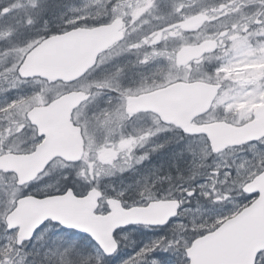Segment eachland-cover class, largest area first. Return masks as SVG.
Instances as JSON below:
<instances>
[{"label":"rangeland","instance_id":"374dc122","mask_svg":"<svg viewBox=\"0 0 264 264\" xmlns=\"http://www.w3.org/2000/svg\"><path fill=\"white\" fill-rule=\"evenodd\" d=\"M31 1L45 14L48 13L45 22L57 30L74 26L79 21L75 13L76 5L80 4V9L85 10L94 0ZM61 5H64L63 9ZM220 16L218 21L209 24L207 36L211 37L222 31L225 34L224 39L234 36L239 38L228 42L226 52L219 57L215 66L208 69L199 67L195 71L194 75L215 73L220 76L222 89L211 109L197 117L194 122L222 120L239 125L252 118L253 108L264 99V0L235 6L225 4ZM169 25L181 37L179 43L190 39V36L181 32L178 23L171 22ZM249 25L255 26V32L245 31V26ZM201 33L202 30H199L193 37L202 36ZM34 42L31 41V44ZM7 43L5 40L1 41V45ZM231 48H234L232 52L229 51ZM2 52L0 50V54ZM19 52L22 53V50ZM214 59L210 57L207 63ZM18 60L17 54L0 57V154L17 152V146L8 149V145L15 135H19L16 128L24 119L23 115L28 107L45 103L49 97L62 94L66 87L79 86L77 83L65 86L56 83L47 85L40 79L24 80L18 84L13 77ZM154 69L155 66H152L146 68L145 72H152ZM10 77L14 83L10 81ZM90 78L91 76H86L79 83H85ZM143 118L145 122L135 121V135H146V128L152 124L150 117ZM26 137L31 140L29 146L19 147L29 148L37 140L33 132ZM91 137L94 140L98 136ZM22 141L19 137L18 143ZM142 146L149 147L150 144L145 142ZM156 146L157 144L151 147ZM136 148L140 150L141 146ZM104 149L114 150V157L100 161L99 153ZM121 149L122 146L116 145L85 146L84 161L68 164L54 160L55 163L26 188L16 187L12 174L0 172V264H67L72 260L74 261L71 263L83 264L82 259L85 262L90 261V264H187L184 249L194 237L211 231L255 198L256 195L243 193L237 185L256 175L264 162V153L260 151L264 149V138L259 143L227 148L210 156L209 143L204 135L186 139L176 135L173 149L168 154L175 171L174 181L164 185L165 178L162 179L163 190L159 192V188L146 190V184L142 181L127 191L122 177L125 170L133 173L135 179L144 177L150 170L138 172L133 166L128 169L125 166L124 170V152ZM143 159L135 154L136 163ZM159 162L154 169L162 173L168 165L165 154L161 153ZM169 179L170 176L166 177V181ZM91 184L100 186L103 190L104 195L97 210L100 213L108 211L104 201L106 197L119 199L124 207L144 205L153 197L178 200V214L163 227L129 225L117 229L113 235L118 243V250L110 258L105 257L87 236L64 231L50 222L38 229L32 240L19 247L15 245V231L7 230L4 221L5 215L14 206L13 196L19 197L25 192L38 196L59 193L66 187H71L77 194H83ZM139 187H142L140 191ZM20 247L22 248L18 250ZM28 256V260L20 259ZM256 264H264V252L260 253Z\"/></svg>","mask_w":264,"mask_h":264},{"label":"water","instance_id":"95a60500","mask_svg":"<svg viewBox=\"0 0 264 264\" xmlns=\"http://www.w3.org/2000/svg\"><path fill=\"white\" fill-rule=\"evenodd\" d=\"M119 27L114 22L46 37L25 54L17 72L22 78L38 76L50 82H71L92 67L100 52L121 38ZM210 47L211 43L188 47L178 53V60L186 63ZM220 86L204 81L176 82L142 94L134 103L139 110L158 114L163 122L173 123L185 134H204L213 153L264 137V101L253 109L252 119L241 125L224 121L191 123L210 109ZM86 98L87 95L76 91L27 111V118L44 139L30 154L1 155L0 168L14 172L17 184L21 185L34 179L56 157L68 162L80 160L82 136L79 127L70 121V114ZM110 154L104 151L100 157L105 159ZM242 191L257 193V197L214 230L193 239L185 249L188 264H255L257 255L264 251V173L246 182ZM100 196L101 192L95 188L83 196H75L71 189L62 195L25 196L17 200L5 221L8 229L18 227L17 243L30 239L50 219L65 229L89 236L106 256H111L117 249L115 229L137 223L163 225L176 214V201L150 202L146 207L124 209L116 199L106 200L109 213L95 214Z\"/></svg>","mask_w":264,"mask_h":264},{"label":"flooded vegetation","instance_id":"af4514ba","mask_svg":"<svg viewBox=\"0 0 264 264\" xmlns=\"http://www.w3.org/2000/svg\"><path fill=\"white\" fill-rule=\"evenodd\" d=\"M253 1L260 0H94L85 10L80 9V4L76 5L75 13L79 21L70 28L121 23V39L98 55L94 66L74 82L79 84L77 87L79 91L88 94V97L75 107L71 119L81 129L84 146H122L124 170L125 166L127 169L133 166L138 172L150 170L140 179H135L133 173L125 170L122 177L127 191L141 181L145 182L146 190L159 188L157 192L163 190L162 179L165 178L164 185L172 183L175 171L168 154L173 149L176 135L182 139L189 137L174 124L162 122L157 114L139 110L133 99L177 81L203 80L201 78L203 76L194 75L195 71L199 67L208 69L215 66L219 57L226 52L228 42L239 38L234 36L224 39L225 34L222 31L208 37L209 24L220 19L225 4L235 6ZM31 2L0 0V29L3 28L5 41L8 42V45L2 48V53H12L14 49H19L26 38L37 39L38 36L45 37L65 31L64 27L55 30L52 25L46 23L47 15L42 10L25 5ZM61 8L63 9L64 5H61ZM192 18L198 20L196 25L187 31H181L190 36V39L179 43L181 37L176 35L178 32L171 30L169 24L179 23L182 30L183 23ZM199 30H202V36L193 37ZM245 31L255 32V26H245ZM209 41L212 42V47L200 58L186 64L178 62L177 54L180 50ZM233 49L229 51L232 52ZM210 57L215 59L207 63ZM152 66H155L152 72H145L146 68ZM86 76L91 78L80 84V80ZM145 116L152 119V124L146 128V135H135L133 131L135 121H144ZM25 120L23 119L19 125ZM20 132L11 140V144L14 143L12 146H29L31 140L26 135L33 132V126L29 122L25 123ZM93 135L98 137L93 140L91 137ZM19 137L23 143H18ZM37 140L40 142L41 138L37 137ZM145 142L150 146H142ZM33 144L36 146L38 143ZM156 144V148L151 147ZM136 146H141L140 150H137ZM110 150L112 152L110 158H113L115 151ZM161 153L165 154L168 165L159 173L154 167L160 164ZM135 154L142 156L143 161L136 163ZM12 176L14 178V175ZM169 176L171 179L166 181V177ZM30 184L31 182L15 186L26 188ZM138 189L140 191L142 187ZM26 194L28 193L25 192L19 197ZM19 197H12L15 198L13 207ZM150 200L157 199L151 197L146 203Z\"/></svg>","mask_w":264,"mask_h":264},{"label":"clouds","instance_id":"9594fccd","mask_svg":"<svg viewBox=\"0 0 264 264\" xmlns=\"http://www.w3.org/2000/svg\"><path fill=\"white\" fill-rule=\"evenodd\" d=\"M222 75V74H221ZM202 79L206 80L207 83H210V84H218L219 81H220V76L216 75L215 73H206L203 77H201ZM76 91H79L78 88L76 87H66L64 88L63 90V95H70L71 93L73 92H76ZM57 97L55 96H52V97H49L48 101L47 102H51L52 99H56ZM17 103H22L21 101H17ZM11 107V105H9ZM78 111V109H77ZM25 123H28L27 120H25L24 122H22L17 128H16V131L17 132H20L21 129L24 127V124ZM182 132V130H180ZM33 134L34 136L38 137L39 136V129L35 126H33ZM35 143H39V140H36ZM8 149H12V145L9 144L8 145ZM17 152H20L21 154H30L31 151H34L35 150V144H33L31 147L29 148H21L19 146L16 147L15 149ZM262 153H264V149H261L260 150ZM210 156L212 155V152L211 150L209 149V153H208ZM55 161H51L47 167H51L52 164H54ZM41 172L44 171V169H41L40 170ZM261 173H264V162L261 163V166L259 167V169L256 171V175H259ZM39 175V173L37 174ZM254 178V177H253ZM241 191L243 190V183H240L239 185H237Z\"/></svg>","mask_w":264,"mask_h":264},{"label":"trees","instance_id":"16d2710c","mask_svg":"<svg viewBox=\"0 0 264 264\" xmlns=\"http://www.w3.org/2000/svg\"><path fill=\"white\" fill-rule=\"evenodd\" d=\"M4 71V70H3ZM5 72H7L8 73V71H5ZM15 76V72L13 71V77ZM15 78V77H14ZM71 262H73V261H70V262H68L67 264H75V263H71ZM81 262L84 264H90V261L89 262H85V260L83 261V259L81 260ZM77 264V263H76Z\"/></svg>","mask_w":264,"mask_h":264}]
</instances>
